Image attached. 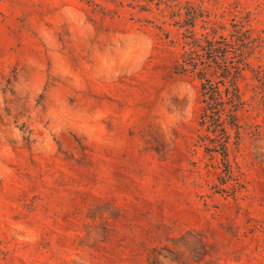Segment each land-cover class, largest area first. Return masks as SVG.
<instances>
[{
	"label": "rangeland",
	"instance_id": "1",
	"mask_svg": "<svg viewBox=\"0 0 264 264\" xmlns=\"http://www.w3.org/2000/svg\"><path fill=\"white\" fill-rule=\"evenodd\" d=\"M205 26L248 36L227 155ZM0 264H264V0H0Z\"/></svg>",
	"mask_w": 264,
	"mask_h": 264
},
{
	"label": "trees",
	"instance_id": "2",
	"mask_svg": "<svg viewBox=\"0 0 264 264\" xmlns=\"http://www.w3.org/2000/svg\"><path fill=\"white\" fill-rule=\"evenodd\" d=\"M205 29L206 32L200 34L188 28L183 32V51L175 69L177 73H192L199 78L202 92L200 124L203 127L212 121L215 133L214 137L202 136V140L220 142L227 155L229 140L221 141V137H230L228 127L240 128L238 113L246 104L238 80L250 65L244 56L248 36L241 28H236L229 36H217L218 30L213 26H205Z\"/></svg>",
	"mask_w": 264,
	"mask_h": 264
}]
</instances>
